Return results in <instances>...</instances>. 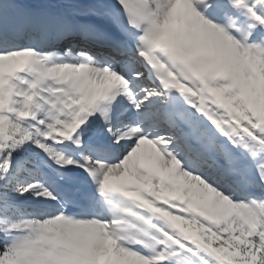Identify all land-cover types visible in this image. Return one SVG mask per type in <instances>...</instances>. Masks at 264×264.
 <instances>
[{
    "label": "snow or ice",
    "instance_id": "1",
    "mask_svg": "<svg viewBox=\"0 0 264 264\" xmlns=\"http://www.w3.org/2000/svg\"><path fill=\"white\" fill-rule=\"evenodd\" d=\"M0 264H264V0H0Z\"/></svg>",
    "mask_w": 264,
    "mask_h": 264
}]
</instances>
